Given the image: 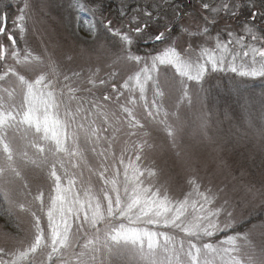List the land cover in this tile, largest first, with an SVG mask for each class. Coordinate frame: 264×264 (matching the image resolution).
Here are the masks:
<instances>
[{
	"label": "snow or ice",
	"instance_id": "snow-or-ice-1",
	"mask_svg": "<svg viewBox=\"0 0 264 264\" xmlns=\"http://www.w3.org/2000/svg\"><path fill=\"white\" fill-rule=\"evenodd\" d=\"M46 8V0H40L36 14L42 17ZM199 8V15L185 13L195 30L184 26L181 6L175 0L141 6L131 16L120 8V16L127 20L124 27L102 19L103 37L78 54L110 61L107 67L111 70L105 77L99 76V67L89 68L84 79L91 87L84 91L91 93L98 81L109 87L112 95L107 91L99 98L93 95L88 108L83 106L84 97L76 95L82 89L72 86L81 72L69 75L60 70L59 58L71 61L72 53H57L53 47L38 55L31 51L21 55L13 30L8 29L7 14L0 13V35L11 42L0 44V197L5 205L0 212L9 217H15L17 211L26 213L33 229L27 246L21 243L11 251L10 259L0 258V264H264V220L232 233L230 230L243 222V215L227 187L212 178L204 185L199 177H189L190 190L183 198H176L170 195L169 182H154L150 178L158 172L142 162L145 149L153 145L150 131L135 110L138 99L146 117L167 134L173 147L187 133L198 136L201 142L218 144V129L211 134L214 111L201 107L189 120L179 107L166 110L162 83L171 82L179 96L191 104L189 82L206 91L203 82L209 72L264 78V0L259 5L257 0H201ZM242 9L250 12L243 21ZM34 11L30 0H24L12 22L21 35ZM218 18L224 27L213 36L209 25L216 24ZM177 25L182 34L192 38L185 40L187 47L180 50L173 36ZM237 27L242 35L237 34ZM89 31L95 33V24ZM209 41L213 46H207ZM141 43L152 51L139 54ZM17 66L33 75L22 74ZM161 66L174 69L180 79L162 74ZM236 95L247 127L264 148V92L259 97L246 95L236 86ZM106 102L116 105L118 111L110 110ZM95 117H102L103 124L98 125ZM122 125L126 136L144 137L139 143L130 141L134 156L125 155L127 148L118 156L112 150ZM109 129L110 135H103ZM101 141L107 147H100ZM88 151L98 157L96 165H89ZM69 164L73 169L87 168L89 178L85 180L82 171H69ZM28 171L46 173L51 181L47 203L44 191H33ZM93 175L100 182L95 188ZM246 191L264 202V185L259 189L248 186ZM41 214L46 215L47 231ZM248 217L251 219L250 212ZM257 232L262 237L259 243L254 239ZM176 233L183 236L178 238ZM219 233L226 235L210 242ZM7 255L9 252L0 248V257Z\"/></svg>",
	"mask_w": 264,
	"mask_h": 264
},
{
	"label": "rangeland",
	"instance_id": "rangeland-1",
	"mask_svg": "<svg viewBox=\"0 0 264 264\" xmlns=\"http://www.w3.org/2000/svg\"><path fill=\"white\" fill-rule=\"evenodd\" d=\"M113 1L119 3V9H127V16H131L133 10L141 6L146 7L153 3L163 2V0H134V3H139V6L133 8L130 7L133 0ZM175 1L179 5L180 1L184 0ZM188 1L191 2L190 5H180L181 16L183 17L184 26L190 30H195V24L185 13L199 15L201 0ZM30 2L33 4L35 11L31 18L26 20V32L21 35L18 28H13L12 22L19 14V9L23 6L24 0H0V13L4 10V13L7 14L8 29L13 30V34L17 39V47L21 50V55H24L25 51H31L34 55H38L43 53L46 48L52 51L53 47H55L57 53L61 51L72 53L73 59L71 61L65 62L64 58H59L58 62L62 72L66 71L69 75H71V71L81 72V78L76 79L72 86L82 89L76 95L84 97L83 106L85 108L89 107L88 101L93 95L99 98L105 91L109 95H112L111 89L107 86L99 85L98 81L97 87L92 89L91 93L84 91V89L91 87L86 79H84L88 75L89 68L95 69L99 67L101 70L99 76L105 77L107 72L111 70L107 67L110 61L104 57L99 59L92 57L89 59L88 57L80 56L78 53L81 49L90 48L97 38L103 37V28L100 24L102 19L104 23H107V20H112L114 24L120 27L127 25V20L125 17L120 16L119 9L118 15H116V11L112 12L103 10L102 8L103 16H101L100 4H92L90 1L79 0L78 3L77 0H46L47 8L41 17L36 14L39 9L40 0H30ZM213 2L219 3V0H213ZM260 2L261 0H257V5ZM79 5L93 7L95 11L89 12ZM149 10L151 9L149 8ZM249 16L250 12L247 9H242L241 17L247 18ZM218 21L221 24L222 20L218 18ZM91 24H95V33L89 31ZM209 28L216 32L219 30L217 29V25H209ZM216 32L212 33L211 31L213 36H215ZM173 36L178 50L187 47L185 40L192 39L186 34L181 33L179 25L173 29ZM246 42L250 41L246 39ZM10 43L6 35H0V44L10 45ZM207 46H213L212 42L209 41ZM193 47L195 48L196 45L194 44ZM139 49V54L141 55L152 51L151 47L143 43L139 45ZM9 63L15 62L9 61ZM0 65H2V62H0ZM17 67L18 70H21L22 74L26 76L33 75L24 72L20 66ZM160 72L175 76L177 80L180 79L175 74L174 69L170 67L161 66ZM228 80H230V85L226 89L223 86L228 84L226 82ZM112 82L115 83L116 81ZM61 83H63L62 77ZM193 85H195V82H189L188 95L192 97V103L189 104L184 97L179 96L178 89L171 82L168 84L162 83V90L165 92L164 107L168 111H173L176 107H179L181 112L186 113L189 120L195 118L196 112L201 107L205 111L209 109L213 110L215 113V123L213 124V132L211 134H215L218 129L220 136L218 144L201 142L198 136L187 133L183 134L178 139L177 146L173 147L167 134L163 131H158L157 126L151 122V118L146 117L143 102L139 101L137 93L138 103L135 110L141 123L145 124L146 129L150 131V143L153 145L152 148L145 149L142 162L144 166L152 167L158 172L157 177L150 178L154 182H169L170 195L176 198H183L184 194L190 190V186L187 183L189 177H199L204 185H207L209 178H212L214 183L227 187L230 199L234 205H238V213L243 215V222L238 225L239 227L264 213V202H261L259 198L253 199L246 191L248 186H255V188L259 189L264 185V148L261 146L260 138L247 127L243 119L241 106L237 102L236 86L246 95L252 94L259 97L264 92V78L241 77L230 71L209 72L206 74L203 82V88L206 91H201L200 85H195V87ZM147 96L150 102L152 99L151 84H149ZM121 100H123V97H121ZM106 103L110 110L118 111L116 105L111 104V102ZM73 107H75V102H73ZM259 107V101L257 100V112L259 111ZM89 119H93V117L89 116ZM94 119H96L98 125L103 124L102 117H95ZM126 131V127L122 125L121 131L116 133V141L112 146V150L117 156L125 148L128 149L125 153L126 156H134L130 141L139 143L140 140L144 139L142 135L128 137L125 135ZM136 131L138 133L143 132L140 129ZM110 133L111 129H109V132L103 133V135L107 136ZM126 141L129 142L125 143ZM100 147H107L106 142L101 141ZM85 155L89 165L97 164L98 157L95 154L88 151ZM67 166L71 172L82 171L85 180L89 178L87 168L73 169L70 164ZM27 176L34 192L37 188L45 192V203H47L51 181L47 179L46 173L28 171ZM91 183L95 188L99 186L100 182L93 175L91 176ZM249 212L251 213V219L248 217ZM41 216V224L47 231L46 215L41 214ZM14 218L17 222L15 230L3 224L0 219V248L9 252V255L0 257L5 261L11 258L12 250L19 248L21 243L27 246V242L32 237L31 217L24 212L17 211ZM261 220H264V218H257L251 224L243 226L239 231L243 232L253 223L258 224ZM161 230L171 231L170 229ZM234 230L237 231V228L230 231L234 233ZM176 235L178 238L183 236L182 233H176ZM225 235L226 233H219L210 238V242L218 241ZM254 239L259 243L262 237L257 232ZM77 251H79V248H77Z\"/></svg>",
	"mask_w": 264,
	"mask_h": 264
},
{
	"label": "trees",
	"instance_id": "trees-1",
	"mask_svg": "<svg viewBox=\"0 0 264 264\" xmlns=\"http://www.w3.org/2000/svg\"><path fill=\"white\" fill-rule=\"evenodd\" d=\"M84 1H87V2L90 1V3H92V4H94V3H96L98 5L100 4V6H102L103 10H109V11H112V12L116 11V13H117L116 15H118L119 3H117V2H115L113 0H84ZM183 2H184L185 5H190L191 4V2H188L187 0H184ZM131 3L132 4L130 5V7L136 8V7L139 6V3H134V0ZM1 12L4 13V10L1 11ZM226 82L228 84L225 86L224 83H223V85H224L223 87L227 89V88H229L228 86L230 85V83H229L230 80H228ZM4 206L5 205L3 204V199L0 197V207H4ZM257 218H260V219L264 218V213L261 214L260 216H258ZM0 219H1L3 224L8 225L9 227H11L14 230L16 229V223L17 222H16L14 217L6 216L3 212H0ZM254 219H252V221H249V222L239 226L237 228V230H240L243 226L251 224L252 222H254L256 220V219L255 220Z\"/></svg>",
	"mask_w": 264,
	"mask_h": 264
},
{
	"label": "flooded vegetation",
	"instance_id": "flooded-vegetation-1",
	"mask_svg": "<svg viewBox=\"0 0 264 264\" xmlns=\"http://www.w3.org/2000/svg\"><path fill=\"white\" fill-rule=\"evenodd\" d=\"M188 1V0H187ZM176 2V1H175ZM188 2H190V1H188ZM178 3V2H177ZM179 5H184V3H183V1H180V3H179ZM240 19H241V21H243L244 19H245V17H240ZM219 21L217 20V23L216 24H214V25H217V29H222L223 27H224V22L222 21L221 22V24H219L218 23ZM215 27V26H214ZM210 31H212V33H215L216 31H214V30H212V29H210ZM236 32H237V34H240V35H242L243 33L242 32H240V29L237 27L236 28ZM222 36H223V38L224 39H227V34H226V32H223L222 33Z\"/></svg>",
	"mask_w": 264,
	"mask_h": 264
}]
</instances>
